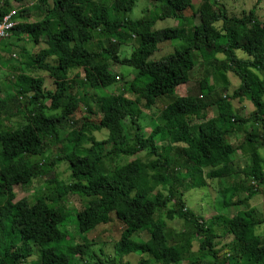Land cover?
Here are the masks:
<instances>
[{
  "label": "trees",
  "instance_id": "trees-1",
  "mask_svg": "<svg viewBox=\"0 0 264 264\" xmlns=\"http://www.w3.org/2000/svg\"><path fill=\"white\" fill-rule=\"evenodd\" d=\"M8 1L0 6V19L9 11ZM35 1L42 12L40 17L29 22V14L19 11V23L9 37L33 43L32 47L41 43L45 47L33 52L31 62L21 64L12 80L7 79L10 89L0 98V264H25L35 249L39 254L36 264H130L123 262L129 254H137L139 264H149L150 253L156 254L151 264H180L182 257L190 254L191 243L189 237L179 246L166 235L164 221L175 217L190 226L191 234L199 240L197 256L190 264H264V239L255 232L264 219L249 205L254 193L235 200L236 189L221 192L220 206L226 213L231 206L242 208L233 216L215 215L210 224L184 210L180 197L175 199L178 179H191L195 188L205 186L207 180L222 179L238 151L249 157L250 166L243 176L251 181V189H264V156L257 152L264 151V21L254 9L235 16L227 12L221 0H202L196 10L191 0H150L156 4L154 17L130 20L124 9L119 10L117 0L109 9L90 10L89 15L83 6L93 0ZM187 10L192 11V17L198 16V25L188 28ZM166 19L178 20L180 25L155 31V23ZM94 34L108 37L98 51L85 47L93 42ZM164 41L179 45L173 53L149 61L157 44ZM129 44L130 54L122 57L120 46ZM5 45L10 44L0 43V49ZM7 46L4 52H8ZM199 62L211 65L212 77L221 85L229 72L238 79L239 85L228 98L217 95L209 77L196 81L194 87L188 85L190 73ZM32 65L47 74L53 89L44 79L22 71V67ZM112 65L131 68L133 78H118L110 70ZM70 75L93 91L122 80L124 91L97 95L92 102L96 110L87 103L86 111L99 114L98 122L73 128L81 98L70 90ZM183 86L184 94L177 95ZM162 97L173 100L163 106L148 131L139 123L135 107L138 105L142 112L156 110ZM236 99L252 104L247 118L232 114ZM47 101L56 103L49 107ZM212 107L216 116L207 113ZM8 117L17 118L12 129L3 125ZM67 126L71 129L65 148L55 161L65 162L70 172V183L59 185L64 194L89 199L82 209L70 210L81 244L73 243L60 229L70 214L55 206L58 197L47 202L38 196L31 203L25 198L15 201L13 192L15 186L27 185L41 171L38 162L29 164L27 159L44 157L50 142H58L59 132ZM101 130H106L107 137L97 141L93 133ZM229 135L239 137L240 142L230 143L226 139ZM142 152L145 160L134 158L110 170L104 167V160L114 162ZM172 152L177 155L171 156ZM103 219L121 227L111 257L102 249H88L86 235ZM141 231L148 239L132 240ZM225 237L231 239L223 245L227 255L218 260L217 240Z\"/></svg>",
  "mask_w": 264,
  "mask_h": 264
},
{
  "label": "rangeland",
  "instance_id": "rangeland-1",
  "mask_svg": "<svg viewBox=\"0 0 264 264\" xmlns=\"http://www.w3.org/2000/svg\"><path fill=\"white\" fill-rule=\"evenodd\" d=\"M113 1L116 0H93L89 3L84 4V13L89 15L90 10H95L97 8H110L112 6ZM120 2L119 10H125L126 16L130 20H137L142 17H154L156 4L150 0H117ZM4 0H0V6ZM9 12H16V9H20L23 15L29 14V22H33L37 20L42 12L38 8V4L35 0H24L21 4L14 2L13 0H9ZM222 4L225 6L227 12L230 15L239 16L242 11H249L250 9H254L256 16L260 21H264V0L260 3L257 0H221ZM194 9H198L202 4V0H191ZM186 17L188 18V28H191L195 25H198L199 19L198 16L192 17V11L187 10ZM180 22L174 21L173 19H166L163 21H157L154 26L155 31H160L161 29L165 30L166 28L178 26ZM181 27V26H180ZM101 39V40H100ZM108 37L103 35V37L99 38L96 34H94V40L91 44H86L85 47L87 49H91L93 51H98L102 46H105ZM1 44L6 43L10 45H5L4 47H8V52H4L3 48L0 49V87L1 93L0 98L5 96L10 89L8 85V80H12L11 76H15L18 72L20 65L24 64V62L30 60V55L33 52L38 51L45 47L44 44L34 45L33 43H28L25 40H19L15 37H9L0 42ZM32 44V45H31ZM133 44V43H132ZM157 51L151 55L148 59L149 61H156L160 58H163L171 53H173L174 49L179 45V42L173 41H164L157 44ZM120 54L122 57L128 56L131 52L132 46L129 45H121L120 46ZM15 56H12V55ZM53 61V59H49ZM211 65L208 64H200V62L193 68L189 77V86L194 87L195 82L202 79L203 77H209V82L215 85V89L217 90V95H231L232 91L239 85L238 79L232 74H225V80L221 85V82L215 81L214 76L212 77V68ZM110 70L118 76V78L123 77L125 80H130L133 78V70L129 67L112 65L110 66ZM22 71L26 74L40 77L44 79V84L48 86L49 89H53L54 86L47 76V74L41 70L36 69L32 66H24L22 67ZM81 73V71H80ZM71 86L70 90L73 94H76L81 98V102L79 104L78 111L74 116L75 127H80L83 123L86 122H95L97 123L100 115L97 113H87L86 104H91L92 110H96L95 104H92L93 98L97 97V95L103 96L107 94H119L122 93L125 87V83L122 80H118L113 86L108 88L100 89V90H91L83 87L82 82L79 83V80H76L70 75ZM217 84V85H216ZM225 85V86H224ZM227 86V87H226ZM188 87V86H187ZM226 87L225 90L223 88ZM185 86L180 87L177 90V95L180 96L184 94ZM96 92V93H94ZM216 95V96H217ZM173 100L171 97H162L158 100L156 105V110H152L150 112L143 111L137 105L135 109H138V121L141 123V126L149 131L150 127L155 125V121H157V115L159 111L168 103ZM56 102L47 101L46 104L51 107ZM25 105V104H22ZM93 105V106H92ZM234 116H238L240 119L247 118L251 112L253 111L252 104L247 100L240 101L238 99L232 101ZM139 112L141 114H139ZM16 113V112H15ZM14 113V114H15ZM211 116H216L217 112L215 107L209 108L208 112ZM11 115V114H10ZM9 121L4 120L3 125H7L8 129H12V126H16L17 118L11 120L8 117ZM86 119V120H85ZM88 119V120H87ZM198 122V121H196ZM225 124L224 126H226ZM72 127V126H71ZM70 127H65L61 129L60 140L56 142L54 145L52 142L49 144V150L46 152L44 157L33 156L27 159L29 164L33 162H38L40 164L41 171L37 174V176L29 182L27 185H17L13 188V192L15 194V201L25 198L28 202L34 203V200L38 196H44L47 202H51L55 197H58L59 200L55 203V206H60L64 210H66L70 215L67 220L60 226V229L65 232L69 238L72 239L73 243H83V241L79 238L77 224L75 220V215L70 213V210H80L84 207V205L88 202V198L83 195L78 194H69L65 195L64 190L60 188L61 186L68 185L70 183V172L68 169V165L65 162H56L55 158L58 154L65 148L66 145V137L70 132ZM94 138L98 141L106 139L107 132L106 130H101L100 132L93 133ZM239 137H234L233 135H229L226 139L230 143L237 144L240 141L237 140ZM241 138V137H240ZM89 144H85L88 147ZM36 148V147H35ZM24 152H28L26 149H22ZM251 150L248 149V153ZM260 156H264V151L259 149L257 151ZM33 154V153H32ZM177 155V153H170L171 156ZM29 155V154H26ZM134 158H140L145 160V153H138L133 157L121 156L116 159L114 162H110L108 160H104V167L106 170H110V168L115 164H124ZM233 165H230L227 169L226 176L222 177V179H213L207 180V184L203 187L195 188L191 186V179H178L176 182V191H175V199L181 198L184 202L185 209L190 210L196 215H200L202 219L209 223L211 222L212 217L215 215L226 214L229 216L235 215V212L238 209H241L242 205L231 206L230 211L226 213L223 208L220 206L221 192L225 191L228 188H234L237 190L236 199H245L248 197L249 193H254L250 198L249 205L251 207H255L257 211L262 215L264 219V189L259 188L254 191L251 189L252 183L248 179H245L243 176L244 169L250 166L249 157L242 156L241 152H235L232 155ZM53 162V163H52ZM182 174L185 173V170H181ZM60 188V189H59ZM175 204H178L177 200ZM178 205H176V208ZM163 215V214H161ZM113 216V214H111ZM103 223H105V219H103ZM166 225L165 232L166 235L170 237L171 241H178L179 246H182L184 242H186V238L190 237L191 248L190 254L183 256V260L180 264H190L193 263L194 257L197 256V247H198V238L195 237V234H191L193 232L192 228L185 223L180 218H173L170 221H164ZM100 224L93 231L89 232L86 235L89 248L93 249L95 252L98 250L103 251V254L109 255L110 257L114 253V244L119 240V236L121 233V227L117 222L109 221L105 224ZM256 234L260 235L262 239H264V223L258 226L255 230ZM145 231L138 232L134 234L132 240L134 241H145L148 239V234ZM191 234V235H190ZM193 239V240H192ZM231 241L230 237L227 238H219L217 240V252H218V260H222L226 257L224 244L229 243ZM177 243V242H175ZM151 257H148V263L151 264L155 258V253H150ZM39 258L38 251L35 249L33 255L25 262V264H36L37 259ZM119 260V259H118ZM117 260V261H118ZM123 262L127 261L130 264H139L140 257L137 254H129L123 258ZM242 264V262H241Z\"/></svg>",
  "mask_w": 264,
  "mask_h": 264
},
{
  "label": "built area",
  "instance_id": "built-area-1",
  "mask_svg": "<svg viewBox=\"0 0 264 264\" xmlns=\"http://www.w3.org/2000/svg\"><path fill=\"white\" fill-rule=\"evenodd\" d=\"M17 15H3L0 19V41L9 37L11 30L18 24Z\"/></svg>",
  "mask_w": 264,
  "mask_h": 264
},
{
  "label": "bare ground",
  "instance_id": "bare-ground-1",
  "mask_svg": "<svg viewBox=\"0 0 264 264\" xmlns=\"http://www.w3.org/2000/svg\"><path fill=\"white\" fill-rule=\"evenodd\" d=\"M6 15H16V12H8Z\"/></svg>",
  "mask_w": 264,
  "mask_h": 264
},
{
  "label": "clouds",
  "instance_id": "clouds-1",
  "mask_svg": "<svg viewBox=\"0 0 264 264\" xmlns=\"http://www.w3.org/2000/svg\"><path fill=\"white\" fill-rule=\"evenodd\" d=\"M17 10V13L20 11V9H16ZM10 11V10H9ZM8 11V12H9ZM5 15V14H4ZM17 19V18H16ZM18 23H19V20H18ZM10 36V35H9ZM9 38V37H8ZM12 56H15L14 54ZM75 121V120H74ZM107 137V136H106ZM104 140V139H103ZM98 141V140H97Z\"/></svg>",
  "mask_w": 264,
  "mask_h": 264
}]
</instances>
